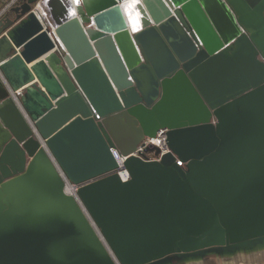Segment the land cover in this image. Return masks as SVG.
Instances as JSON below:
<instances>
[{
	"label": "water",
	"instance_id": "water-1",
	"mask_svg": "<svg viewBox=\"0 0 264 264\" xmlns=\"http://www.w3.org/2000/svg\"><path fill=\"white\" fill-rule=\"evenodd\" d=\"M129 1L0 18V264H116L56 164L120 264L264 243V0H136V31Z\"/></svg>",
	"mask_w": 264,
	"mask_h": 264
},
{
	"label": "built area",
	"instance_id": "built-area-1",
	"mask_svg": "<svg viewBox=\"0 0 264 264\" xmlns=\"http://www.w3.org/2000/svg\"><path fill=\"white\" fill-rule=\"evenodd\" d=\"M22 0H7V6L0 12V18L6 13V11L11 8L12 6L16 5L17 3H20ZM39 6H42L41 3L39 2L36 6H35V10L38 9ZM46 11L44 13V16H46ZM0 76L2 77L4 83L8 86V83L6 82V80L3 78V75L0 71ZM18 94V93H16ZM15 97V93L13 94ZM19 98V96H18ZM15 97V99H17L18 104L20 105V101L19 99ZM21 109L23 110V108L21 107ZM24 112V110H23ZM25 114V113H24ZM28 116V115H27ZM33 131L35 132V136L36 138L39 139V141L41 142L42 147H44L47 152L49 153L47 146L45 144V140L41 137V135L38 133V131L35 128L34 122L31 120L30 117H27ZM168 129H160L155 137H146L137 147L136 151L133 153L135 156H139L145 160H161V158L171 152V149L168 145ZM150 147H154L155 149L158 150V152L156 150L154 151H149L148 149ZM49 155H51L49 153ZM115 155L119 161V163L122 165L125 161L124 157H120L118 155V153L115 152ZM53 159V157H52ZM54 160V159H53ZM179 165L181 166H185L184 163L180 162L178 160ZM57 170L60 174V176L62 177L63 181H64V191L67 195L72 196L77 203L79 204L81 210L83 211L84 215L86 216V218L88 219L89 223L91 224L92 228L94 229L95 233L97 234V236L99 237L100 241L103 243V245L105 246L106 250L108 251V253L110 254V256L112 257V259L114 260V262L116 264H120L119 261L117 260L115 254L113 253L112 249L110 248V246L108 245L106 239L104 238L103 234L101 233L100 228L97 226V224L94 222V220L92 219L91 215L89 214L87 208L85 207V205L83 204V202L81 201L80 197H79V189L83 184H76L73 183L67 176L66 174L63 172V170L56 164ZM118 172L121 174L122 178L124 180L128 179L129 174L126 170L120 169L118 170ZM126 173V174H124Z\"/></svg>",
	"mask_w": 264,
	"mask_h": 264
},
{
	"label": "crops",
	"instance_id": "crops-1",
	"mask_svg": "<svg viewBox=\"0 0 264 264\" xmlns=\"http://www.w3.org/2000/svg\"><path fill=\"white\" fill-rule=\"evenodd\" d=\"M3 9H0V12ZM161 264H264V243L253 248L237 249L227 255V258H218L212 255V257L207 256L202 260L200 257H191L188 258V261H181L178 257L172 256Z\"/></svg>",
	"mask_w": 264,
	"mask_h": 264
},
{
	"label": "bare ground",
	"instance_id": "bare-ground-1",
	"mask_svg": "<svg viewBox=\"0 0 264 264\" xmlns=\"http://www.w3.org/2000/svg\"><path fill=\"white\" fill-rule=\"evenodd\" d=\"M74 1H76V0H74ZM137 4H138V1H136V0L129 1V3L124 4V11H125V15L128 18L129 26H130L131 30H134V31L138 30L140 28V26H142L141 25L142 24L141 18L144 16L138 10ZM41 5H42V3H41ZM36 11L40 16L44 17L45 9H44L43 5L39 6ZM61 74H65L64 70H62V69H61ZM49 79L52 80L51 76L49 77ZM27 103L29 105H31L33 103H38L37 97L33 93H31L30 98L27 101ZM124 174H126V173H124Z\"/></svg>",
	"mask_w": 264,
	"mask_h": 264
},
{
	"label": "rangeland",
	"instance_id": "rangeland-1",
	"mask_svg": "<svg viewBox=\"0 0 264 264\" xmlns=\"http://www.w3.org/2000/svg\"><path fill=\"white\" fill-rule=\"evenodd\" d=\"M7 6V0H0V9H3L4 7ZM226 248H212V249H209L207 251H201L200 254L201 255H204V253L208 252L207 255L208 256H211L212 255H218V258H227V255L225 254H222L223 252H225ZM215 253V254H214ZM217 257V256H215Z\"/></svg>",
	"mask_w": 264,
	"mask_h": 264
}]
</instances>
